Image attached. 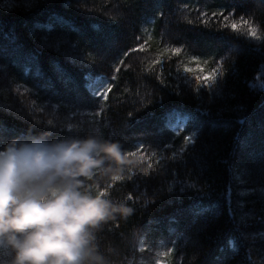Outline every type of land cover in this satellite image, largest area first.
I'll use <instances>...</instances> for the list:
<instances>
[{"label": "trees", "instance_id": "trees-1", "mask_svg": "<svg viewBox=\"0 0 264 264\" xmlns=\"http://www.w3.org/2000/svg\"><path fill=\"white\" fill-rule=\"evenodd\" d=\"M90 134L110 264H264V0H0V147Z\"/></svg>", "mask_w": 264, "mask_h": 264}, {"label": "clouds", "instance_id": "clouds-1", "mask_svg": "<svg viewBox=\"0 0 264 264\" xmlns=\"http://www.w3.org/2000/svg\"><path fill=\"white\" fill-rule=\"evenodd\" d=\"M128 161L98 135L13 138L0 147V264H110L97 233L133 209L101 183Z\"/></svg>", "mask_w": 264, "mask_h": 264}, {"label": "snow or ice", "instance_id": "snow-or-ice-1", "mask_svg": "<svg viewBox=\"0 0 264 264\" xmlns=\"http://www.w3.org/2000/svg\"><path fill=\"white\" fill-rule=\"evenodd\" d=\"M210 77H205V79H209Z\"/></svg>", "mask_w": 264, "mask_h": 264}]
</instances>
